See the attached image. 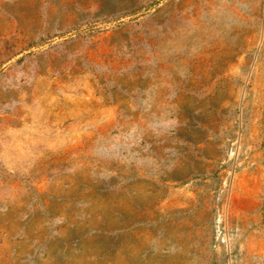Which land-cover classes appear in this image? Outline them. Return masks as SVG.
I'll return each instance as SVG.
<instances>
[{
	"label": "rangeland",
	"instance_id": "obj_1",
	"mask_svg": "<svg viewBox=\"0 0 264 264\" xmlns=\"http://www.w3.org/2000/svg\"><path fill=\"white\" fill-rule=\"evenodd\" d=\"M0 264H264V0H0Z\"/></svg>",
	"mask_w": 264,
	"mask_h": 264
}]
</instances>
